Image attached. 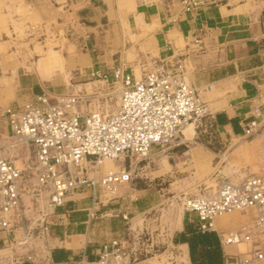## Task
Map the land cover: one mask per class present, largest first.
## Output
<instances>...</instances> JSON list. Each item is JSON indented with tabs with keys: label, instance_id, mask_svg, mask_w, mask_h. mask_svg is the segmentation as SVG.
I'll return each mask as SVG.
<instances>
[{
	"label": "built area",
	"instance_id": "obj_1",
	"mask_svg": "<svg viewBox=\"0 0 264 264\" xmlns=\"http://www.w3.org/2000/svg\"><path fill=\"white\" fill-rule=\"evenodd\" d=\"M180 2L185 10L196 4ZM181 54L152 60L138 76L122 63L110 70L91 68L87 76L104 79L116 94L117 105L110 112L93 105L98 96L93 93L51 90L18 105H0V231L10 236L6 245L23 248L24 256L32 258L69 195L90 187L93 215L99 186L105 199L113 198L120 185L139 176L137 167L152 145L166 148L184 141L181 128L189 122L197 126L209 110L201 90L187 80ZM258 106L257 116L243 124L244 135L264 125V100ZM3 126L11 139L2 137ZM18 141L33 146L32 157L26 156L20 164ZM105 159L122 163L107 168L102 166ZM182 198L184 209L196 212L201 229L214 227L216 217L225 212L253 207L254 225L264 233V172L246 174L237 182L218 177L215 189L200 188ZM219 235L222 245L254 243L247 251L228 252L223 264L264 261V245L254 239L248 225ZM139 236L135 233L131 245L119 238L105 241L96 260L82 258L76 264H137L139 248L134 242Z\"/></svg>",
	"mask_w": 264,
	"mask_h": 264
},
{
	"label": "crops",
	"instance_id": "obj_2",
	"mask_svg": "<svg viewBox=\"0 0 264 264\" xmlns=\"http://www.w3.org/2000/svg\"><path fill=\"white\" fill-rule=\"evenodd\" d=\"M180 1L98 0L92 4L83 1L85 5L79 10L78 16L96 22H83L85 26L97 28V23H101L103 17L107 19L105 23L110 24L104 28L109 31V36L106 33L101 38L98 34L95 38L98 47L102 48V53L94 55L87 52V63L78 68H87L84 71L87 75L91 68L110 70L122 63L138 76L147 66L143 65L140 72H135L139 64L133 66L130 61H136L137 55H152L151 60H154L169 59L173 53H182L187 80L201 90V97L208 107L206 119L209 125L221 137L243 134V124L257 116L255 107L264 100V0H195L196 4L190 10H185ZM112 15H115L114 18ZM124 29L128 30V33H125ZM106 40L109 42L105 43ZM59 42L61 46L68 45L66 50L69 58H57L55 46L45 50L40 43H36L37 50L43 49L44 52L39 59L40 63L31 67L34 69L30 70L26 65L29 73L17 72L20 64L15 61L10 63L14 65L13 72L17 74L15 82L18 88L9 104L18 105L42 90H51L48 86L43 87L42 84L46 82L60 79L71 85V70L75 63L80 64L83 60L79 58L80 53L72 42H66L63 38H59ZM130 42H133L137 49L131 46ZM111 44L130 46L125 48L118 58H113L114 51L108 47ZM24 55L27 60L30 59L31 53L27 47ZM57 61L66 62L67 66L71 64L66 73H57L59 69L55 68L54 64ZM30 73H34L42 84L34 80ZM3 87L0 83V89ZM51 91L63 93L54 89ZM258 107L263 109L262 105ZM193 130V134H183L182 139H193L195 127ZM196 151L203 150L197 148ZM154 156L155 154L153 159L156 161V167L162 168L167 164L168 155ZM121 163V160L114 159L108 165L115 169ZM148 163L147 161L142 167L148 166ZM142 171H139V177L145 176V169ZM235 172L233 171L232 182H237ZM132 184L130 182L129 189L111 199H105L98 189L95 194L99 199H96L93 215L90 212L94 196L90 187L69 195L66 202L58 208L60 213L55 214L49 236L43 242H38L39 247L30 259L24 256L27 253L25 249L6 245L5 241L10 236L0 231V264H5L7 254L4 250L7 248L11 250L7 264H76L82 258L93 261L98 258L103 242L119 238L131 245L129 240L134 239L135 233L140 234L134 243L139 248L137 253L142 255L144 250L147 251L150 249L147 247L152 245L141 241L144 228L139 227L136 222L141 223L143 218L138 214L159 203L161 188ZM227 214L218 216L214 227L201 229L195 211L185 209L182 216L174 210L171 219L174 229L165 248L170 261L173 264H223L226 254L232 249L222 245L219 235L234 223L232 218L226 219ZM254 216V211L251 210L245 219L253 222ZM43 256L45 260L41 258ZM145 259L139 257L137 264H141Z\"/></svg>",
	"mask_w": 264,
	"mask_h": 264
},
{
	"label": "rangeland",
	"instance_id": "obj_3",
	"mask_svg": "<svg viewBox=\"0 0 264 264\" xmlns=\"http://www.w3.org/2000/svg\"><path fill=\"white\" fill-rule=\"evenodd\" d=\"M2 1L3 4L0 5V83L4 87L0 89V105L8 104L15 97V91L18 88L15 82L17 74L13 72L14 65H10V63L15 61L20 64L17 72L25 71L29 73L26 65L30 68L38 65L40 63L39 59H41V55L44 52L43 49L37 50L36 43H40L45 50L55 46L58 52L55 54L57 58H69L66 50L68 45L61 46L59 42V38H63L66 39V42L74 44V48L76 47V51L78 50L80 53L79 58L83 60L80 64L75 63V66L71 70V85H67L60 79H57L55 82L42 84L34 73H30L33 79L41 83L43 87L47 88L48 86L49 89H54L58 92L93 93L94 95H98L95 97L93 105L102 107V110L105 112H110L116 108V94L111 92L112 88L108 85L107 81L87 77L84 73L87 68H78L87 63L85 57L88 58V53L94 55L99 52L100 54L102 53V48L98 47L95 39L98 37V34L101 38L106 33L109 36V31L104 28L110 23H105L107 22L105 17L101 19V23L97 21V28L93 29L90 26H85V24L96 23L94 20L78 16L79 10L85 5L83 1H88L92 4L98 0ZM114 16L112 15V18ZM118 16L120 18L119 14ZM117 22L119 23L118 19ZM124 31L128 33V30L124 29ZM105 38L107 39V37ZM94 42H96L95 45H93ZM104 42H109V40ZM25 43H28V45ZM130 43L134 47V43ZM130 45L111 44L108 47L109 49L111 48V51H114L112 57L118 58L120 54H123L124 49L129 48ZM25 46L31 53L28 60L24 55L26 51ZM60 50L63 51L60 52ZM11 57L16 60H13ZM151 59L152 55H137L136 61H129L133 66L136 63L139 64L135 68V72L137 73L138 70L140 72V68L143 65L147 67L151 65ZM108 61H110L109 57ZM114 61L116 62L117 60L115 59ZM54 64L55 68L59 69L57 73H66L67 69L71 66V64L67 66L64 61H57ZM47 68L50 69L49 67ZM32 69L34 68L30 70ZM59 74L62 75L61 73ZM206 118L207 116L203 117L197 126L191 124L192 129L195 127L193 139H185L163 150H161L162 147L159 145H152L150 154L137 167L138 171L145 169V176H138L133 179L131 182L133 183L132 186L154 185L156 188H161L159 203L146 212L138 214V216L143 218L141 223L136 222L139 227L144 228L141 232V241L142 243L145 241L149 245H152V247H147L150 248L148 249L149 251L144 250L145 253L139 254L138 258H146L141 263L164 264V262H167V264H173L165 248L168 237L174 229L172 227L173 222L171 221L173 211H178L182 216L185 211L182 203L183 195L198 193L200 188L204 189L208 187L215 189L218 177L225 176L233 180V171H236L235 176L237 181L241 180L246 174L264 172V125L257 132L250 135L240 134L232 135L231 137H221L209 125ZM2 130L3 134H6L7 139L12 138L7 126H3ZM183 137L184 135L181 136V138ZM176 140H179V138ZM32 148L33 146L29 143H19V155L16 162L20 164L26 156L32 157ZM197 148H200L204 152H197ZM187 150L190 151L185 154ZM151 153L155 154L154 157L168 155L166 157L167 164L163 165L162 168L156 167V161H154ZM28 160L30 161L29 158ZM113 160L105 159L102 166L106 164L108 168H112L108 164ZM147 161L149 162L148 166L142 167ZM126 189H129L128 183L118 187L117 193L124 192ZM251 210L254 211L255 215L256 211L254 209H236L232 211V214H230L231 212L229 214L226 213L227 215L225 216L227 220L232 218L234 222L230 224V228H237L246 224L252 230L254 239H260L259 241L264 245V233L254 225V220L250 222L245 219L249 216ZM240 217L242 218L241 220ZM253 244L252 241H245L238 244H229L227 248H232L230 249L232 253H240L254 247ZM4 252L7 254L5 259V264H7L11 250L7 248ZM253 264H264V261L255 260Z\"/></svg>",
	"mask_w": 264,
	"mask_h": 264
},
{
	"label": "bare ground",
	"instance_id": "obj_4",
	"mask_svg": "<svg viewBox=\"0 0 264 264\" xmlns=\"http://www.w3.org/2000/svg\"><path fill=\"white\" fill-rule=\"evenodd\" d=\"M191 124H194L193 122H189V123H187L186 125H184L181 129H182V133L185 135V133L186 134H188V135H190V134H192L193 132H194V130L191 128V126L189 127V126H187V125H191ZM187 126V127H186ZM2 137H6V134H3L2 133ZM19 143H21V142H24V141H18ZM19 145V144H18ZM19 152V151H18ZM232 181V180H231ZM121 186V185H120ZM119 186V187H120ZM98 189L99 190H101L102 191V188L99 186L98 187ZM247 208H253V207H246V208H244V209H247ZM244 209H239V210H244ZM234 210H236V209H234ZM234 210H232V211H234ZM232 211H229V212H225V213H223V214H226V213H232ZM223 214H221V215H223ZM221 215H219V216H221ZM217 218V217H216ZM215 224V223H214ZM234 244H238V243H234Z\"/></svg>",
	"mask_w": 264,
	"mask_h": 264
}]
</instances>
